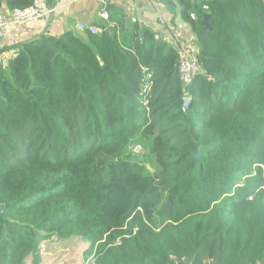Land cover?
Masks as SVG:
<instances>
[{
    "label": "trees",
    "instance_id": "trees-1",
    "mask_svg": "<svg viewBox=\"0 0 264 264\" xmlns=\"http://www.w3.org/2000/svg\"><path fill=\"white\" fill-rule=\"evenodd\" d=\"M163 1L194 37L187 86L179 48L124 15L0 64V264L52 238L95 264H264V0Z\"/></svg>",
    "mask_w": 264,
    "mask_h": 264
},
{
    "label": "crops",
    "instance_id": "crops-1",
    "mask_svg": "<svg viewBox=\"0 0 264 264\" xmlns=\"http://www.w3.org/2000/svg\"><path fill=\"white\" fill-rule=\"evenodd\" d=\"M37 3L35 7L52 12L42 21L7 29L0 40L1 65L5 66L13 58L16 45L42 36L60 37L69 32L86 40L88 31H81L79 25L94 26L99 30L100 26L108 22L110 15L114 20L108 28L115 26V20L124 15L126 22L138 23L141 28L155 33L167 44L179 48V51L185 46L194 45V37L189 26L182 20L179 9L167 8L163 0H57L50 8L44 5V0H37ZM103 7L108 13L107 20L99 16Z\"/></svg>",
    "mask_w": 264,
    "mask_h": 264
},
{
    "label": "built area",
    "instance_id": "built-area-1",
    "mask_svg": "<svg viewBox=\"0 0 264 264\" xmlns=\"http://www.w3.org/2000/svg\"><path fill=\"white\" fill-rule=\"evenodd\" d=\"M52 10L47 11L40 7H28L26 9H15L10 12L0 11V40L5 36L7 29L11 26L21 24L36 23L45 19ZM99 16L105 20L108 19V13L103 7ZM162 20L160 19V22ZM162 23V22H161ZM83 25H79L80 30H84ZM91 33H97L94 27L87 28ZM197 50L193 47H183L180 50V58L177 64L180 79L183 85H189L198 72V63L196 60Z\"/></svg>",
    "mask_w": 264,
    "mask_h": 264
},
{
    "label": "rangeland",
    "instance_id": "rangeland-1",
    "mask_svg": "<svg viewBox=\"0 0 264 264\" xmlns=\"http://www.w3.org/2000/svg\"><path fill=\"white\" fill-rule=\"evenodd\" d=\"M140 150V146L135 148L136 153ZM84 244H87V242H82L77 238H52L43 241L36 257L37 264H95L96 250L94 248L96 246L90 245V248L93 249L90 250V248L86 249ZM219 255L220 253L216 257ZM27 264L31 263L28 262Z\"/></svg>",
    "mask_w": 264,
    "mask_h": 264
},
{
    "label": "bare ground",
    "instance_id": "bare-ground-1",
    "mask_svg": "<svg viewBox=\"0 0 264 264\" xmlns=\"http://www.w3.org/2000/svg\"><path fill=\"white\" fill-rule=\"evenodd\" d=\"M88 27H94V26H87V27H85V28H84V30H86V31L90 32V31L87 29ZM94 28H95V27H94ZM84 30H81V31H84ZM90 33H91V32H90ZM93 34H94V33H93ZM185 47H193V48H195V46H194V45L185 46ZM195 49H196V48H195ZM196 50H197V49H196ZM179 52H180V51H179ZM198 69H199V68H198ZM197 73H198V72H197ZM196 75H197V74H196ZM196 75H195V76H196ZM184 86H185V85H184ZM186 86H187V85H186ZM187 100H189V99H187Z\"/></svg>",
    "mask_w": 264,
    "mask_h": 264
},
{
    "label": "water",
    "instance_id": "water-1",
    "mask_svg": "<svg viewBox=\"0 0 264 264\" xmlns=\"http://www.w3.org/2000/svg\"><path fill=\"white\" fill-rule=\"evenodd\" d=\"M193 18H194V17H193ZM110 30H111V28L108 29V31H110ZM140 36L142 37V34H140ZM188 88H189V87H188ZM184 102H185V103H184V108L187 109L188 105L190 104V100H185Z\"/></svg>",
    "mask_w": 264,
    "mask_h": 264
}]
</instances>
